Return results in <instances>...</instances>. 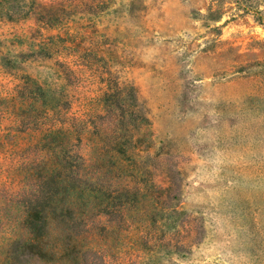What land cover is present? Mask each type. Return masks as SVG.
I'll return each mask as SVG.
<instances>
[{
    "label": "rangeland",
    "instance_id": "obj_1",
    "mask_svg": "<svg viewBox=\"0 0 264 264\" xmlns=\"http://www.w3.org/2000/svg\"><path fill=\"white\" fill-rule=\"evenodd\" d=\"M38 1L66 7L47 27L23 1L0 0V144L32 142L12 121V110L27 108L17 95L22 75L55 88L60 108L93 130L120 122L109 110L126 114L135 154L127 173L154 217L145 249L118 215L91 209L84 223H53L46 249L63 237L72 262L25 246L16 226L0 264L6 250L13 264H264V0ZM0 151L1 236L30 195L9 172L34 162ZM75 151L82 163L96 154L84 144ZM111 180L105 193L115 197Z\"/></svg>",
    "mask_w": 264,
    "mask_h": 264
},
{
    "label": "trees",
    "instance_id": "obj_2",
    "mask_svg": "<svg viewBox=\"0 0 264 264\" xmlns=\"http://www.w3.org/2000/svg\"><path fill=\"white\" fill-rule=\"evenodd\" d=\"M1 1L4 4L16 0ZM17 1H23L35 20L41 21L47 27L53 23L52 19L57 15V10L66 7L62 2ZM72 3L70 0L68 7H73ZM78 5L83 6L84 2L81 1ZM20 79L17 95L26 102L27 108L21 113L12 110V121L15 123V131L30 135L32 142L20 148L9 149L2 144L0 147L13 158L25 159L32 155L31 161L34 163L24 169L16 164L13 173L9 172L8 179L11 183H28L30 195L21 206L18 222H4L0 248H9L17 243V238H14L17 226L22 227L28 235L23 242L25 246L40 249L46 256L51 255L53 262H72L70 260L75 256L74 253L61 252L63 237L59 238L54 250L46 249L49 247L46 241L51 235L52 224H63L65 228L71 220L84 223V217L93 209L98 214L118 215V226L123 232L135 237L139 249H145L143 236L152 226L154 212L146 210L144 204L136 199L142 185L136 184V175L127 173L131 166L127 160L129 156L134 160L132 158L135 154L126 143L127 134L133 131V126L122 122L126 114L121 116V112L109 110L110 118L120 122L103 130H93L83 116L60 108L55 88L39 86L35 79L27 75H22ZM110 95L105 93L102 99H107ZM133 115L134 112H130V118ZM1 130L0 127V132ZM94 131H97L95 138ZM82 144L96 149L95 156L84 163L81 161L83 158L75 151ZM126 155H129L128 158ZM17 170H20L19 173ZM106 174L112 175L109 185L117 192L115 197L106 196ZM17 177L22 179L18 180ZM129 177L132 178L128 180ZM31 178L35 180L34 184L30 183ZM114 183L119 184L115 187ZM119 191L127 195L123 200L118 196ZM146 195L147 193L142 196ZM5 233L10 236H4ZM3 254L5 256L2 262L6 260V264H13L10 251L6 250Z\"/></svg>",
    "mask_w": 264,
    "mask_h": 264
}]
</instances>
